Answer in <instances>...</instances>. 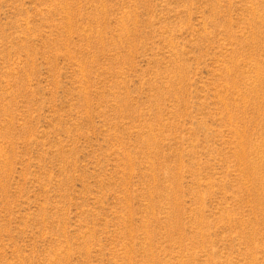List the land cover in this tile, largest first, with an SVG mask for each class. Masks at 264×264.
<instances>
[{
  "label": "rangeland",
  "instance_id": "1",
  "mask_svg": "<svg viewBox=\"0 0 264 264\" xmlns=\"http://www.w3.org/2000/svg\"><path fill=\"white\" fill-rule=\"evenodd\" d=\"M0 264H264V0H0Z\"/></svg>",
  "mask_w": 264,
  "mask_h": 264
}]
</instances>
